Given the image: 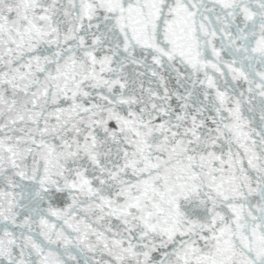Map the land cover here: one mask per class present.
I'll return each instance as SVG.
<instances>
[{"label":"snow or ice","instance_id":"obj_1","mask_svg":"<svg viewBox=\"0 0 264 264\" xmlns=\"http://www.w3.org/2000/svg\"><path fill=\"white\" fill-rule=\"evenodd\" d=\"M0 264H264V0H0Z\"/></svg>","mask_w":264,"mask_h":264}]
</instances>
